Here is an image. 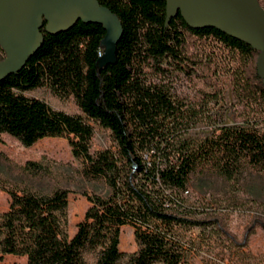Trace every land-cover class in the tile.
<instances>
[{
  "label": "trees",
  "instance_id": "1",
  "mask_svg": "<svg viewBox=\"0 0 264 264\" xmlns=\"http://www.w3.org/2000/svg\"><path fill=\"white\" fill-rule=\"evenodd\" d=\"M98 1L122 24L116 63L97 65L102 25L79 21L55 35L44 25L41 47L22 70L0 81V135L25 147L44 138L68 139L78 176L103 182L107 193L81 190L89 207L70 236L69 180L32 161L21 167L25 182L0 176V189L10 197L8 210L0 212V256L24 257L26 264H192L204 234L225 233L214 213L260 205L250 196L242 202L240 194L248 176L264 180V131L238 125L190 133L197 115L162 79L194 72L191 44H216L236 57L237 92L251 104H264L259 53L215 28L188 26L180 13L167 25L164 1ZM38 88L72 97L115 146L93 151L94 127L30 96ZM202 181L216 189L209 198L192 189ZM124 226L134 229L132 253L120 250Z\"/></svg>",
  "mask_w": 264,
  "mask_h": 264
},
{
  "label": "rangeland",
  "instance_id": "2",
  "mask_svg": "<svg viewBox=\"0 0 264 264\" xmlns=\"http://www.w3.org/2000/svg\"><path fill=\"white\" fill-rule=\"evenodd\" d=\"M261 2L264 5V0ZM190 52L197 56V64L190 76L174 72L162 79L170 87L171 95L197 115L189 128L190 133L208 134L219 126L238 125L255 126L264 131V104L249 103L235 89L233 71L238 65L236 57L220 45L205 47L199 41L191 44ZM155 82L159 80L155 79ZM30 96L44 100L53 109L81 116L90 123L94 127L91 140L93 151L115 146L110 133L86 119L72 97L56 96L46 88H38L30 92ZM30 161L42 163L69 180L68 233L73 236L89 207L81 190L105 195V185L101 181H86L78 176L79 163L74 159L66 138H44L25 147L7 134L0 135V176L12 183L25 182L21 167ZM246 179L248 186L240 194L242 202L250 196L260 205L249 203L237 209L214 213L225 233L210 238L204 234L201 246L191 254L192 264H264V180L253 176ZM192 189L200 199L209 198L216 191L204 181L196 183ZM9 204L8 193L0 189V212L8 210ZM192 234L197 236L199 231ZM136 249L134 229L131 226L122 227L120 250L132 253ZM0 264H26V258L0 256Z\"/></svg>",
  "mask_w": 264,
  "mask_h": 264
},
{
  "label": "water",
  "instance_id": "3",
  "mask_svg": "<svg viewBox=\"0 0 264 264\" xmlns=\"http://www.w3.org/2000/svg\"><path fill=\"white\" fill-rule=\"evenodd\" d=\"M166 2V24L182 16L196 29L215 28L257 51V74L264 83V8L259 0H153ZM102 25L105 36L98 67L117 61L120 19L98 0H0V81L22 70L44 41L42 28L58 34L77 22Z\"/></svg>",
  "mask_w": 264,
  "mask_h": 264
}]
</instances>
